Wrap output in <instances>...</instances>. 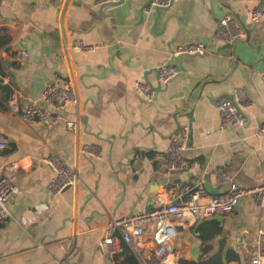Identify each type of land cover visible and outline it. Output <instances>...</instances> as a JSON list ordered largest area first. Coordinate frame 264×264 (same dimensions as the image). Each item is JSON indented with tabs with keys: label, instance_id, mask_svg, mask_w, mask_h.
Instances as JSON below:
<instances>
[{
	"label": "crops",
	"instance_id": "crops-1",
	"mask_svg": "<svg viewBox=\"0 0 264 264\" xmlns=\"http://www.w3.org/2000/svg\"><path fill=\"white\" fill-rule=\"evenodd\" d=\"M100 2L0 0V27L11 36L1 50L5 72H0L8 80L0 78V82L11 91L0 89V137L7 140V147L0 149V174L9 161L21 164L15 177L19 191L9 200L11 215L0 219V264H116L115 254L100 248L109 221L153 208L158 194L171 197L203 186L220 195L232 181L254 187L264 179V135L258 132L264 121V21L256 24L248 17L255 2L179 0L163 10L157 29L162 30L164 18L177 11L190 33L182 29L174 37L178 28L175 17L165 32L151 30L150 21L126 31L129 36L124 44L138 52L132 62L145 61L148 74L143 66L122 65L119 60H115V69L110 68L99 29L103 19L97 12ZM112 10L122 15L121 6L105 8ZM227 14L246 31L236 45L244 60L239 61L242 76L235 72L232 79L249 98L243 109L247 123L222 129L217 106L220 98L216 102L205 98L194 107L191 140L188 117L181 119L184 127L178 130L187 129L190 143L183 155L189 167L167 171L163 157L171 148L177 125L172 120L161 121L166 116L144 102L136 81L144 79L156 85L154 69L166 64L181 43H208L204 37L193 36H214ZM138 16L134 11L122 22H133ZM223 43L215 39L214 46ZM79 44L87 48L79 49ZM22 51L28 52L25 60L19 57ZM233 54L234 49L226 48L198 58L205 66L196 72L222 77L229 71ZM54 77L71 79L77 88L79 101L72 114L78 119L75 128L64 122L49 127L38 120H23L9 109L12 91L22 93L24 105L38 99L45 82ZM219 88H230L229 81ZM155 97L164 94L156 92ZM52 153L61 155L79 176L76 185L56 195L49 188L54 172L42 160ZM198 227L206 235L218 227L220 230L204 241ZM260 231L264 232V207L248 194L230 214L180 226L176 258H192V244L201 239L200 257L204 245L209 244L210 254L221 252L226 257L229 250L239 254V260L228 264H250L251 256L239 246L241 240L250 242ZM125 244L119 254L124 253ZM148 247L152 248L151 244Z\"/></svg>",
	"mask_w": 264,
	"mask_h": 264
},
{
	"label": "built area",
	"instance_id": "built-area-1",
	"mask_svg": "<svg viewBox=\"0 0 264 264\" xmlns=\"http://www.w3.org/2000/svg\"><path fill=\"white\" fill-rule=\"evenodd\" d=\"M179 0H153L150 7L169 6ZM255 4L249 9L248 17L253 23L264 21V0H253ZM102 2V0H101ZM246 35L238 20L230 15H225L218 24L214 33L216 40L233 42ZM93 47V46H91ZM79 49H86L84 44L77 45ZM207 42L195 40L181 43L174 49V54L204 53ZM21 60L28 57V52L22 51ZM161 82H168L178 73L176 67L163 64L159 67ZM3 81L8 80L0 72ZM137 93L144 102L155 98L154 86L144 79L136 81ZM22 93L19 90L11 92L8 99L9 109L18 114L23 120H38L46 126H55L62 122L68 128H75L78 119L72 114L79 101V94L71 79L60 81L54 77L45 82L38 99L22 104ZM249 98L246 91L236 89V103L228 96H223L217 102L221 116V128L244 126L247 123L246 115L240 110L248 104ZM258 132L264 135V121L260 124ZM187 129L183 128L172 136L171 148L163 157L167 171L184 170L189 167L183 151L188 145ZM7 147V140L0 137V149ZM43 162L54 172L50 181V192L60 194L67 187L78 183V172L70 166L59 154L52 153L43 157ZM21 164L12 160L5 164L4 171L0 174V219L11 215L9 208L10 198L19 191L15 182L16 173ZM251 194L256 203L264 207V179L254 187H243L232 181L228 190L220 195H213L203 187H190L185 193H173L170 197L163 194L157 195V204L150 209L135 211L109 221L104 228V237L100 248L109 253L117 254L123 244L131 247L139 258L141 264H176L175 240L179 235L180 226L194 224L213 215H227L234 211L242 197ZM264 232L252 241L241 240L240 249L251 256L250 264H264ZM151 244L152 248L148 247ZM150 250L152 252H150Z\"/></svg>",
	"mask_w": 264,
	"mask_h": 264
},
{
	"label": "water",
	"instance_id": "water-1",
	"mask_svg": "<svg viewBox=\"0 0 264 264\" xmlns=\"http://www.w3.org/2000/svg\"><path fill=\"white\" fill-rule=\"evenodd\" d=\"M153 0H144L140 2L139 0H102L98 9V14L103 19H100V34L102 41L106 44L107 51L109 53V63L110 68L115 69V60H119L122 65H128L131 67L143 66L145 73L148 74L150 70L145 61L139 60L132 62V58L138 55V52L133 50L130 46L124 44L127 36L126 31L145 26L149 21L151 22V30L161 33L165 32L169 26L170 20L176 18L178 21V28L175 32L174 37L180 30H186L190 33L178 12L170 13L164 18V26L162 30H158V22L160 21L163 10L172 8L173 4L169 6H154L150 7ZM108 6H121L122 15L118 11H105ZM134 11L138 12V19L133 22H122V19H130L134 14ZM241 28L245 29V26L238 21ZM261 27H264V22ZM195 38L204 37L208 40L207 50L204 53H181L174 54L172 51L171 58L167 62L170 67H176L178 73L173 76L168 82L163 86V82L160 80V69L155 68L157 73L158 83L154 85L151 83L156 92L164 94V97H155L151 101L146 102L148 106H154L156 110L166 117L161 121L167 123L169 121H174L177 125L178 131L180 128L184 127L181 124V119L183 117H188L190 120L189 130H190V140L192 138V123L195 118L193 115L194 107L205 98L211 102H216L219 98L223 96H228L236 103V84L232 79V75L236 72L241 77L242 71L239 67V61L244 62L241 54L236 51L237 41L225 42L219 46H214L215 38L214 36H204V35H194ZM128 40V39H127ZM234 49L233 57L229 62V71L222 77H217L208 73H197L198 69L205 66L203 62H200L198 58H205L211 54L220 52L224 49ZM187 58L192 61H187ZM229 81L230 88H219L224 82ZM217 89V90H216ZM217 91V92H215ZM245 115L247 113L240 109ZM175 133V132H174ZM189 140V143H190ZM221 219V216H217ZM202 240L197 239L193 242L191 247L192 259L198 261L202 253L201 250ZM177 248H175L176 250ZM180 261V257L177 258Z\"/></svg>",
	"mask_w": 264,
	"mask_h": 264
},
{
	"label": "trees",
	"instance_id": "trees-1",
	"mask_svg": "<svg viewBox=\"0 0 264 264\" xmlns=\"http://www.w3.org/2000/svg\"><path fill=\"white\" fill-rule=\"evenodd\" d=\"M11 41L10 33L6 28L0 27V71L5 72L4 70V62L1 55V50L6 48ZM0 89H5L7 93L11 91V89L2 85L0 82ZM220 230L218 227L213 233L206 235L202 228L198 227V231L201 232V237L204 241L209 240L214 237ZM212 246L209 244H205L203 247L204 255H202L198 261L193 260L192 258L182 256L180 258L179 264H228L232 259L239 260V254L234 250H229L228 255L226 257L223 256L221 252L210 254ZM116 264H141L139 258L134 253V251L125 244V251L123 254H115Z\"/></svg>",
	"mask_w": 264,
	"mask_h": 264
}]
</instances>
